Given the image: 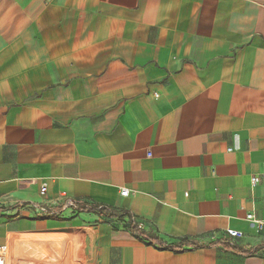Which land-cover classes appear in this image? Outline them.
I'll return each instance as SVG.
<instances>
[{
	"label": "crops",
	"instance_id": "0c3cea01",
	"mask_svg": "<svg viewBox=\"0 0 264 264\" xmlns=\"http://www.w3.org/2000/svg\"><path fill=\"white\" fill-rule=\"evenodd\" d=\"M261 173L264 0H0V264H264Z\"/></svg>",
	"mask_w": 264,
	"mask_h": 264
},
{
	"label": "built area",
	"instance_id": "2783aa9c",
	"mask_svg": "<svg viewBox=\"0 0 264 264\" xmlns=\"http://www.w3.org/2000/svg\"><path fill=\"white\" fill-rule=\"evenodd\" d=\"M230 150V148L228 149ZM260 181H264V173H261L260 175H252L250 178V184L251 187H254L255 185H257ZM46 191V187L43 185L40 188V194L43 195ZM128 192L127 189H121L120 190V195H126ZM61 196H63V200L60 202V206L63 209L69 208V209H74V210H90V209H96L98 210L99 208L97 206H92L88 203H84V202H80V201H76L73 200L72 198H69L67 196H65L64 193L61 194ZM34 208H36L39 212L41 213H48V211L46 210V208L44 206H39V205H33ZM121 215V213L119 214ZM122 217V216H121ZM247 219L252 222L256 229H259L262 226V222L259 221L258 219L255 218L253 213H249L247 214ZM131 222L136 226L137 229H141L142 228V224L135 222L134 219L132 217H130ZM226 235L231 238H239L243 235V233L239 230H234V229H227L226 230ZM2 247H0V253L2 251L1 249Z\"/></svg>",
	"mask_w": 264,
	"mask_h": 264
},
{
	"label": "trees",
	"instance_id": "16d2710c",
	"mask_svg": "<svg viewBox=\"0 0 264 264\" xmlns=\"http://www.w3.org/2000/svg\"><path fill=\"white\" fill-rule=\"evenodd\" d=\"M101 213L103 214H107V212H105V209H100L99 210ZM120 219H123L125 221V219L127 220L126 222V226L129 229V231L135 235L137 238H139L140 240L146 241L149 244H154L156 243V239L147 235H144L143 232L140 231V229H137L136 226L131 222L129 216L126 217H120ZM168 248V247H165ZM170 249H172L173 251H179V248H174V247H169Z\"/></svg>",
	"mask_w": 264,
	"mask_h": 264
}]
</instances>
